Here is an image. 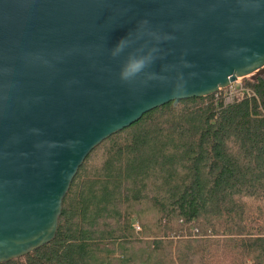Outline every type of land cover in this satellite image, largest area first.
Returning a JSON list of instances; mask_svg holds the SVG:
<instances>
[{"label":"water","instance_id":"water-1","mask_svg":"<svg viewBox=\"0 0 264 264\" xmlns=\"http://www.w3.org/2000/svg\"><path fill=\"white\" fill-rule=\"evenodd\" d=\"M263 72L264 0H0V263L56 237L102 140Z\"/></svg>","mask_w":264,"mask_h":264},{"label":"trees","instance_id":"trees-1","mask_svg":"<svg viewBox=\"0 0 264 264\" xmlns=\"http://www.w3.org/2000/svg\"><path fill=\"white\" fill-rule=\"evenodd\" d=\"M242 82L250 95L173 100L102 140L56 237L0 264H264V72Z\"/></svg>","mask_w":264,"mask_h":264},{"label":"rangeland","instance_id":"rangeland-1","mask_svg":"<svg viewBox=\"0 0 264 264\" xmlns=\"http://www.w3.org/2000/svg\"><path fill=\"white\" fill-rule=\"evenodd\" d=\"M244 88L242 78H237V80L232 82V84L230 83L229 87L218 90L216 96H219V94L223 95V98L228 102L233 97L241 95L242 89Z\"/></svg>","mask_w":264,"mask_h":264},{"label":"built area","instance_id":"built-area-1","mask_svg":"<svg viewBox=\"0 0 264 264\" xmlns=\"http://www.w3.org/2000/svg\"><path fill=\"white\" fill-rule=\"evenodd\" d=\"M232 84V83H231ZM229 87V86H228ZM250 90H248V89H242V93H241V95H243L244 93H247L248 95H250ZM240 96V95H239ZM233 99V98H232ZM232 99L231 100H229L228 102H230V101H232ZM227 102V101H226ZM133 226H134V228L136 229V230H138L139 229V226L137 225V223H134L133 224Z\"/></svg>","mask_w":264,"mask_h":264}]
</instances>
